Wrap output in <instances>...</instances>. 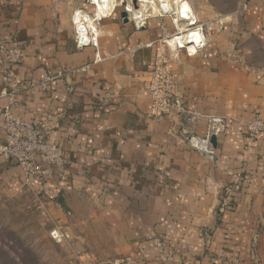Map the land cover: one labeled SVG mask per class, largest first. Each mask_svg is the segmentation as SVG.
Returning <instances> with one entry per match:
<instances>
[{"label": "crops", "instance_id": "obj_1", "mask_svg": "<svg viewBox=\"0 0 264 264\" xmlns=\"http://www.w3.org/2000/svg\"><path fill=\"white\" fill-rule=\"evenodd\" d=\"M120 13L96 22V46H77L71 18L51 0H0V37L23 45L17 81L55 76L46 90H20L11 112L58 122L49 140L67 159L60 177L43 182L0 156V191L41 200L82 264L123 254L144 264H264V135L254 147L245 135L246 122L264 119V0L209 18L204 46L177 53L181 110L160 119L149 115L154 50L144 44L171 19L151 15L136 26ZM3 87L0 67V112L9 103ZM236 173L249 180L218 214ZM158 241L172 260L160 259Z\"/></svg>", "mask_w": 264, "mask_h": 264}, {"label": "built area", "instance_id": "obj_2", "mask_svg": "<svg viewBox=\"0 0 264 264\" xmlns=\"http://www.w3.org/2000/svg\"><path fill=\"white\" fill-rule=\"evenodd\" d=\"M94 6L93 12L86 13L75 11L72 16V24L77 46L85 44L97 45V33L87 27L80 30L77 21L84 22V13L88 14L93 21L101 19L96 17L95 0H87ZM140 0H115L111 13L118 6H122L128 20L136 26H144L146 19L155 15L158 17L169 16L172 27L168 29L162 27L159 37L145 43L144 46L154 50L153 66L148 71V78L144 83V88L150 97L149 115L153 118L170 117L173 110L180 109L177 99L178 77L171 67V60L176 58L181 50L187 56H193L205 44V23L197 20L192 9L185 12H177L176 5L167 7V1L157 0V11L152 7L142 19L133 17V11L138 8ZM150 6V1L146 0ZM110 13V15H111ZM78 15V20H76ZM103 18V17H102ZM23 45L16 37H0V67L2 69V82L4 87L1 94L9 98V103L0 112V127L3 132V139L0 142V156L21 168L28 180L37 178L40 181H47L54 174L60 177L66 168L67 159L64 149L49 140V135L59 128L56 121L41 119L26 120L14 115L11 112V105L16 94L22 89L40 88L46 90L48 83L55 76L47 75L39 82L30 84H20L17 81L15 69L23 58ZM63 75L58 72L56 76ZM179 110V111H180ZM178 111V110H177ZM74 130L70 131V135ZM245 135L250 146H256L261 136L264 135V119L254 117L245 123ZM208 138V137H207ZM249 178L242 173H236L232 181L225 185L217 206V213L222 214L230 208L234 202V194L241 192L247 184ZM50 238L56 243H64L69 239L66 229L57 225L50 229ZM158 256L163 261L172 260L173 252L164 247L162 241L156 244ZM105 264H144L139 257L123 254L108 259ZM224 264H239L238 260H226Z\"/></svg>", "mask_w": 264, "mask_h": 264}, {"label": "rangeland", "instance_id": "obj_3", "mask_svg": "<svg viewBox=\"0 0 264 264\" xmlns=\"http://www.w3.org/2000/svg\"><path fill=\"white\" fill-rule=\"evenodd\" d=\"M187 1L203 23L211 17L232 12L239 2V0ZM51 3L55 12L62 18L72 19L77 10L81 13L90 12L82 8H92V11L94 9L87 0H51ZM122 10L123 7L118 6L113 12ZM40 202L41 200L31 194L10 195L0 191V264H8L6 255L14 258V264H82L80 259L69 256V244L56 243L50 238L51 228L57 225L66 228L64 224L54 222L52 214L44 209L43 202ZM107 260L100 264H105Z\"/></svg>", "mask_w": 264, "mask_h": 264}, {"label": "bare ground", "instance_id": "obj_4", "mask_svg": "<svg viewBox=\"0 0 264 264\" xmlns=\"http://www.w3.org/2000/svg\"><path fill=\"white\" fill-rule=\"evenodd\" d=\"M96 1V7H95V13L97 18L105 17L106 15H109L112 11V8L115 4V0H95ZM139 7L136 8L133 11V17L137 20L138 18L142 19L143 16H145L149 12V8L152 7V9L157 11V0H149L150 6L147 5L146 0H140ZM161 1H167V7H172L173 4L176 5L177 12H185L191 8L190 3L187 0H161ZM77 13H80L79 10H77ZM78 18V15H76V20ZM84 22L77 21L78 28L80 30H83L87 27H90L93 29V31H96V21H93L88 14L84 13Z\"/></svg>", "mask_w": 264, "mask_h": 264}, {"label": "water", "instance_id": "obj_5", "mask_svg": "<svg viewBox=\"0 0 264 264\" xmlns=\"http://www.w3.org/2000/svg\"><path fill=\"white\" fill-rule=\"evenodd\" d=\"M120 15H121L123 21H127V20H128L127 17H126V13H125L124 11H121ZM210 143H211L212 145L215 144V136H214V135L211 136V138H210Z\"/></svg>", "mask_w": 264, "mask_h": 264}, {"label": "trees", "instance_id": "obj_6", "mask_svg": "<svg viewBox=\"0 0 264 264\" xmlns=\"http://www.w3.org/2000/svg\"><path fill=\"white\" fill-rule=\"evenodd\" d=\"M4 253H5V252H4ZM5 254H7V253H5ZM6 260H7L8 264H14V258H12V257L6 255ZM23 261H24V260H23Z\"/></svg>", "mask_w": 264, "mask_h": 264}]
</instances>
